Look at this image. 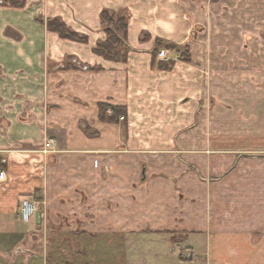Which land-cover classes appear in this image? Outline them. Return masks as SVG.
Wrapping results in <instances>:
<instances>
[{"label":"crops","instance_id":"crops-1","mask_svg":"<svg viewBox=\"0 0 264 264\" xmlns=\"http://www.w3.org/2000/svg\"><path fill=\"white\" fill-rule=\"evenodd\" d=\"M106 10L127 19L126 61L95 53ZM258 84L264 0H0V264H59L53 247L81 239L68 233L158 245L126 264H264V135L230 139L217 111ZM24 199L39 209L29 223Z\"/></svg>","mask_w":264,"mask_h":264},{"label":"rangeland","instance_id":"rangeland-1","mask_svg":"<svg viewBox=\"0 0 264 264\" xmlns=\"http://www.w3.org/2000/svg\"><path fill=\"white\" fill-rule=\"evenodd\" d=\"M117 14L121 15L120 13ZM121 16L125 17L123 16V14ZM122 35H123L122 30L117 31V36L122 37ZM224 87H225V91L227 90L231 92V87L229 85H225ZM256 92H257V98L255 101L252 102L248 100L236 101V102L225 100L220 102L221 105L220 108L217 109V111H219V113L224 111L226 114L225 131L227 130L226 131L227 134L230 133L229 134L230 139H232L231 136H233L235 133V137L238 136L242 140H249L250 138L253 139L259 137L263 140L262 136L264 135V85L258 84ZM214 104L215 102L212 101L208 102L210 123L214 118L213 117ZM214 112H216V110H214ZM232 122H234V124H232ZM237 128H240L239 132L236 131ZM198 133H199L198 138L199 137L201 138V133L200 132ZM178 135L180 138L184 136V134H178ZM208 135H209V140L211 141L213 140L215 133L213 134L210 133ZM177 151H182V149L181 150L179 149ZM191 151L201 152L202 150L193 149ZM242 151L250 152L249 149ZM255 153L262 154L264 153V150L263 149L255 150ZM183 169H187V168L184 166H178L177 168L179 173L182 172ZM186 171H188V169ZM179 176L180 175H178V177ZM221 181L222 180H220V178H218V176L216 175L209 177L210 184L214 186L220 185ZM176 202L178 203V207L181 205L185 209L188 208V210H192L196 203H202L203 201L201 198H196V197L192 198L190 196H186L181 199V197H179L178 195L176 198ZM66 235L69 236L70 238L74 236L76 238L78 237L81 239H79L78 243L76 244L73 242L72 243L65 242L64 245L59 246V248L62 247V252L60 250H57L56 246L53 247L55 252L59 251L64 256L63 261H58L59 264H126L127 261L125 258L130 253L137 252L139 249L142 248L147 249V247L155 248L158 246L157 244H154L152 241L149 240L145 241V243H142V241L137 240V238L126 239V237H130V235L125 237L120 235H108V236L106 235L99 237V239L97 238V240H93V237L91 235L76 236L73 235L72 233L70 234L68 233ZM162 236H170V234L164 233L162 234ZM109 240L112 241V244H109ZM159 241L161 242L162 239H160ZM160 242L158 243L160 246L163 245L169 246V244H160ZM154 250H150V251H154ZM53 257H54L53 262L55 264L57 262L56 254H54Z\"/></svg>","mask_w":264,"mask_h":264},{"label":"trees","instance_id":"trees-1","mask_svg":"<svg viewBox=\"0 0 264 264\" xmlns=\"http://www.w3.org/2000/svg\"><path fill=\"white\" fill-rule=\"evenodd\" d=\"M102 26L108 36L107 41L101 42L97 45L95 53L104 57L107 60L123 62L127 60L128 48H127V19L121 15L104 11L101 15ZM108 23V24H107ZM50 31L58 33L62 38L85 42L83 37L78 36L72 32L65 24L58 20H51L48 22ZM122 30L123 35L117 36V31ZM115 109V108H114ZM118 114H122L125 111L119 108L115 109ZM100 118L106 119L107 107L101 106Z\"/></svg>","mask_w":264,"mask_h":264},{"label":"built area","instance_id":"built-area-1","mask_svg":"<svg viewBox=\"0 0 264 264\" xmlns=\"http://www.w3.org/2000/svg\"><path fill=\"white\" fill-rule=\"evenodd\" d=\"M158 57L163 60H168L167 52L161 51L158 54ZM125 118L121 117L120 120L123 121ZM56 141L53 138H47L44 141V149L43 153H56L55 149L53 148L55 146ZM5 180V172L0 170V182ZM38 205L36 202L30 200V199H24L21 202L20 206V214L21 218L24 222L29 223L31 220L36 216L38 213Z\"/></svg>","mask_w":264,"mask_h":264},{"label":"flooded vegetation","instance_id":"flooded-vegetation-1","mask_svg":"<svg viewBox=\"0 0 264 264\" xmlns=\"http://www.w3.org/2000/svg\"><path fill=\"white\" fill-rule=\"evenodd\" d=\"M1 1L3 3L5 0H1ZM6 1L11 2V3H14L15 2V0H6Z\"/></svg>","mask_w":264,"mask_h":264}]
</instances>
